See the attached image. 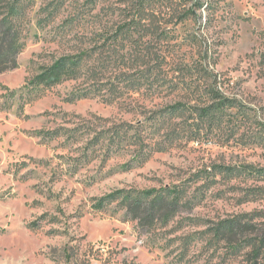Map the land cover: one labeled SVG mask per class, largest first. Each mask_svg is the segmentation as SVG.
Segmentation results:
<instances>
[{
    "label": "rangeland",
    "instance_id": "1",
    "mask_svg": "<svg viewBox=\"0 0 264 264\" xmlns=\"http://www.w3.org/2000/svg\"><path fill=\"white\" fill-rule=\"evenodd\" d=\"M28 4L19 66L0 73V264L246 262L248 241L264 236V0ZM140 4L165 30L144 32L160 39L164 85L113 101H71L74 79L39 95L24 88ZM216 85L238 107L210 109ZM167 188L191 207L152 231L127 214V196ZM224 220L255 231L222 239Z\"/></svg>",
    "mask_w": 264,
    "mask_h": 264
},
{
    "label": "trees",
    "instance_id": "2",
    "mask_svg": "<svg viewBox=\"0 0 264 264\" xmlns=\"http://www.w3.org/2000/svg\"><path fill=\"white\" fill-rule=\"evenodd\" d=\"M28 1L0 0V73L19 66L18 57L26 45ZM148 13L145 5L140 4L129 21L122 22L112 32L97 33L92 46L81 47L77 52L63 55L43 67L24 88L39 95L57 84L74 79L80 82V87L70 98L71 101L89 94H101L105 101H113L126 93L128 87L137 90L135 88L144 86L145 82L150 84V89L156 83L164 85L167 81L163 68L165 62L163 57L157 58L160 39L156 43L147 42L144 32L148 29L162 34L165 30L155 22L157 12ZM153 58H156L154 66L149 65ZM136 67H145L147 74H144L145 69L136 70L140 71L139 75L128 70ZM207 93L213 99H218L210 109L224 112L238 107L235 99L223 96L217 85L207 88ZM201 100L206 101L202 96ZM182 198L180 190L171 191L170 188L127 196V214L137 220L141 227L156 230L160 225H166L182 209L191 207L188 202H182ZM217 230L222 239H228L231 233L255 231L250 222L242 220H224L218 224ZM247 245L252 250L243 264H264V236L260 243L250 240Z\"/></svg>",
    "mask_w": 264,
    "mask_h": 264
}]
</instances>
